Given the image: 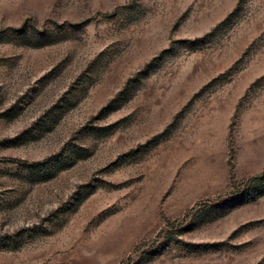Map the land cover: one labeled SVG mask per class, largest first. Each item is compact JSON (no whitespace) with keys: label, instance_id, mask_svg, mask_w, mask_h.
Returning a JSON list of instances; mask_svg holds the SVG:
<instances>
[{"label":"rangeland","instance_id":"1","mask_svg":"<svg viewBox=\"0 0 264 264\" xmlns=\"http://www.w3.org/2000/svg\"><path fill=\"white\" fill-rule=\"evenodd\" d=\"M0 264H264V0H0Z\"/></svg>","mask_w":264,"mask_h":264}]
</instances>
